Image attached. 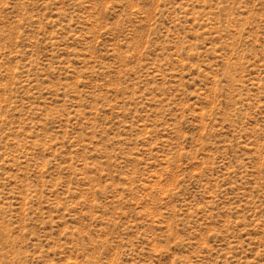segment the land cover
Segmentation results:
<instances>
[{"label": "rangeland", "instance_id": "1", "mask_svg": "<svg viewBox=\"0 0 264 264\" xmlns=\"http://www.w3.org/2000/svg\"><path fill=\"white\" fill-rule=\"evenodd\" d=\"M0 264H264V0H0Z\"/></svg>", "mask_w": 264, "mask_h": 264}]
</instances>
